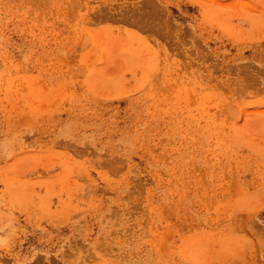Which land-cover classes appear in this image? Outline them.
<instances>
[{
	"label": "rangeland",
	"instance_id": "1",
	"mask_svg": "<svg viewBox=\"0 0 264 264\" xmlns=\"http://www.w3.org/2000/svg\"><path fill=\"white\" fill-rule=\"evenodd\" d=\"M0 264H264V0H0Z\"/></svg>",
	"mask_w": 264,
	"mask_h": 264
}]
</instances>
